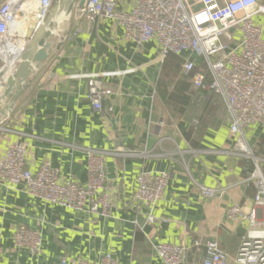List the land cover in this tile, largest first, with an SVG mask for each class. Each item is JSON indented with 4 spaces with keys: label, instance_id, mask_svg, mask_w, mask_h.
Returning <instances> with one entry per match:
<instances>
[{
    "label": "crops",
    "instance_id": "obj_1",
    "mask_svg": "<svg viewBox=\"0 0 264 264\" xmlns=\"http://www.w3.org/2000/svg\"><path fill=\"white\" fill-rule=\"evenodd\" d=\"M115 2L116 9L129 11L136 0ZM192 2L199 7L197 0ZM257 3L264 6V0ZM76 6L68 24L58 23L48 58L29 77L12 109L0 116V158L9 143L21 142L28 170L48 162L62 178L86 185L81 147H122L153 155L105 157L109 216L53 204L30 196L22 184L0 181V264H73L77 259L97 264L104 254L120 264H163L154 250L160 242L186 245V264H200L203 244L211 239L227 253V264H235L247 224L227 218L224 211L236 203L249 212L254 187L244 179L252 163L224 152L235 142L225 102L210 90L195 88L192 74L183 71L185 61L205 71L203 58L185 51L161 61L156 39L137 45L124 39L122 27L112 19L76 18ZM253 21L264 38V15H255ZM76 28L78 34L62 39ZM231 35L228 46L237 48L241 33L231 29ZM83 74H97L111 90L103 99V105L112 108L109 114L93 109L87 100ZM244 137L263 159L264 172V126H249ZM143 170L170 175L153 210V224L145 223V208L138 212L131 202ZM197 184L225 192L205 197ZM258 217L263 220L261 210ZM21 224L39 231L38 253L13 244ZM195 240L200 244L194 245Z\"/></svg>",
    "mask_w": 264,
    "mask_h": 264
},
{
    "label": "built area",
    "instance_id": "obj_2",
    "mask_svg": "<svg viewBox=\"0 0 264 264\" xmlns=\"http://www.w3.org/2000/svg\"><path fill=\"white\" fill-rule=\"evenodd\" d=\"M136 0L129 11L116 9L115 0H85L76 18L87 22L112 19L123 29L124 39L137 45L156 39L159 59L169 54L179 55L190 51L202 57L206 70L195 68L192 61L182 65L186 74H192L193 85L210 90L225 102L231 118L230 132L235 137L232 149L224 151L252 163V170L244 181L254 187L252 205L248 213L236 203L226 206L224 214L232 220L245 221L247 228L241 237L234 256L235 264H264V172L263 159L258 156L244 137L245 130L253 125L264 126V38L253 17L264 15V6L257 0ZM53 0H0V60L6 73L12 72L26 50L30 40L29 29L37 27L47 16ZM28 7L27 9L25 7ZM231 29L241 33L237 48L230 49ZM81 30L74 29L63 35L75 36ZM206 74L209 79L207 80ZM87 79V100L95 110L105 114L112 111L104 106L103 99L111 92L97 74H83ZM86 154L87 183L81 185L62 178L57 168L44 162L32 172L25 167L26 146L21 142L9 143L0 158V181L10 186L22 184L30 196L41 198L75 211H88L109 216L112 204L106 192V156H149L145 151L125 149H99L81 147ZM196 152L205 150H194ZM210 150H206L208 152ZM213 151V150H212ZM170 175L166 171H141L131 202L138 212L144 207L145 223L153 224V210L162 198ZM205 197L221 196L222 187L197 184ZM262 211L263 220L258 217ZM136 222V221H135ZM13 244L36 254L41 248V235L37 229L23 224L13 233ZM194 245L200 242L195 240ZM204 256L200 264H227L228 255L216 239L203 244ZM184 244L157 243L154 250L163 264H186ZM2 249L0 248V260ZM65 262L64 260L62 261ZM73 264H91L77 259ZM97 264H120L110 254L101 256Z\"/></svg>",
    "mask_w": 264,
    "mask_h": 264
},
{
    "label": "water",
    "instance_id": "obj_3",
    "mask_svg": "<svg viewBox=\"0 0 264 264\" xmlns=\"http://www.w3.org/2000/svg\"><path fill=\"white\" fill-rule=\"evenodd\" d=\"M84 2L85 0H53L47 18L36 28L29 29V43L15 69L7 74L4 67L0 68V116L12 109L14 102L25 90L29 77L33 76L48 58L53 38L57 35L56 32L58 33L57 16L61 15V25L64 27V24L70 21L75 5L82 7Z\"/></svg>",
    "mask_w": 264,
    "mask_h": 264
},
{
    "label": "bare ground",
    "instance_id": "obj_4",
    "mask_svg": "<svg viewBox=\"0 0 264 264\" xmlns=\"http://www.w3.org/2000/svg\"><path fill=\"white\" fill-rule=\"evenodd\" d=\"M26 9L28 8L27 6L25 7ZM62 20L61 15L59 14L56 18V23L58 24Z\"/></svg>",
    "mask_w": 264,
    "mask_h": 264
}]
</instances>
